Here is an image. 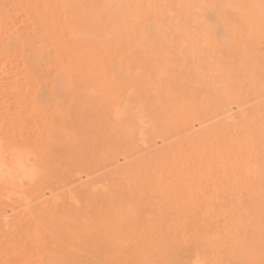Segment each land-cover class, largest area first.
<instances>
[{
    "label": "bare ground",
    "instance_id": "1",
    "mask_svg": "<svg viewBox=\"0 0 264 264\" xmlns=\"http://www.w3.org/2000/svg\"><path fill=\"white\" fill-rule=\"evenodd\" d=\"M4 140L0 264H264V0H0Z\"/></svg>",
    "mask_w": 264,
    "mask_h": 264
},
{
    "label": "snow or ice",
    "instance_id": "2",
    "mask_svg": "<svg viewBox=\"0 0 264 264\" xmlns=\"http://www.w3.org/2000/svg\"><path fill=\"white\" fill-rule=\"evenodd\" d=\"M21 152H25L28 155L29 160H31L32 157L31 150L12 141H8V140L0 141V154H3L5 157L9 155L15 157L17 154ZM38 171L39 169L34 165L32 168L33 176L36 175Z\"/></svg>",
    "mask_w": 264,
    "mask_h": 264
}]
</instances>
